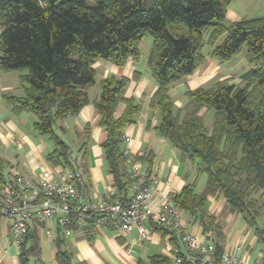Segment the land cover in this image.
I'll return each mask as SVG.
<instances>
[{"label":"trees","instance_id":"1","mask_svg":"<svg viewBox=\"0 0 264 264\" xmlns=\"http://www.w3.org/2000/svg\"><path fill=\"white\" fill-rule=\"evenodd\" d=\"M231 2L0 0V71L18 73L23 88L22 96L5 94L3 100L14 114L27 111L36 116L33 131L54 145L46 160L55 167H72L70 148L54 127L88 103L86 90L95 85L94 63L101 60L123 67L128 59L137 62L140 41L145 35L152 38L147 69L157 87L149 104L158 115L155 131L178 151L182 162L193 163L197 173L206 176L200 193L190 183L172 200L204 234L210 233L217 256L223 252L225 233L222 217L207 211L210 197L222 196L224 214L239 215L254 230L257 242L264 243V222H259L264 214V14L225 26ZM205 46L209 47L207 54L202 52ZM244 48L250 69L240 75L238 84L226 79L210 87L186 89L187 103L176 110L168 95L172 86L191 76L206 57L224 64ZM126 84L125 78L102 80L94 102L98 124L106 132L101 148L113 178V197L122 202L127 201L135 180L128 174L130 158L123 155L122 133L140 112L138 102L123 96ZM119 104L125 109L114 119ZM209 109L213 116L207 128L201 111ZM139 159L150 169L151 157ZM6 165L0 158V176ZM96 218L90 213L81 226L67 228L91 239ZM35 226L30 222L18 243L19 264L40 260L39 239L31 230ZM56 228L64 237L62 229ZM156 230L176 243L167 230ZM60 238L55 242L56 262L74 264L61 249ZM149 264L173 262L154 255Z\"/></svg>","mask_w":264,"mask_h":264},{"label":"crops","instance_id":"2","mask_svg":"<svg viewBox=\"0 0 264 264\" xmlns=\"http://www.w3.org/2000/svg\"><path fill=\"white\" fill-rule=\"evenodd\" d=\"M239 0H232L227 8L224 25L242 19H253L254 13L264 0H245L252 2L256 9L232 12L229 8ZM232 17L228 19L227 16ZM257 18V17H256ZM140 43L138 45V48ZM151 50V48H150ZM142 54L137 62L128 59L123 67L98 60L94 63L95 85L86 90L88 103L76 115L59 120L54 129L60 138L69 146L71 158L75 160L77 168L82 174L90 199L94 203L102 201L104 195L113 187V178L103 159L101 144L106 139V132L99 126V114L94 102L99 96V83L107 78H125L127 84L123 91L125 98H132L140 104V112L135 123L123 130V136L128 139L129 151L128 169L136 168L140 172L148 170L156 177V183L150 194L151 206L157 208L164 199L178 194L190 183L195 184V191L200 193L205 185L203 174L197 173L193 163L182 162L178 151L155 131L158 123L156 111L150 109L149 104L156 91V83L147 69V57ZM222 64L206 57L205 62L186 79L178 81L172 86L168 95L176 110L181 109L187 99L186 89L194 90L200 87H210L212 84L228 79L229 75L222 73ZM23 88L19 83L18 73H4L0 71V158L7 164L0 176V181L11 179L14 175H21L28 180L38 182L43 177L54 178L58 166H52L46 156L53 151L54 145L47 137L36 134L33 124L37 118L34 114L22 111L14 114L8 107L3 96L11 94L22 96ZM125 109L119 104L113 118L118 119ZM204 115L205 112L201 111ZM212 118L205 119L207 128ZM125 144L122 146L124 147ZM151 157L150 169L144 159ZM145 161V162H144ZM1 184V183H0ZM130 192L128 194V197ZM224 199L222 196L208 198L207 211L215 217L224 214ZM222 218L225 239L224 251L240 252L251 264L262 263L264 243H258L254 230L248 228L239 215L224 214ZM188 228L194 233L202 232L197 222L183 214ZM260 224L264 222V214L260 217ZM9 221H0V264H19V245L14 242L9 233ZM39 239L40 260H31L29 264H58L56 262L57 247L55 242L62 239L61 249L65 251L74 264H149V258L154 255L167 256L171 245L170 237H163L156 229L144 240H139L136 232L124 233L108 227L95 226L91 239H86L83 232L77 231L68 236H60L54 222H46L33 229ZM51 231L47 235L46 231ZM210 234V233H209Z\"/></svg>","mask_w":264,"mask_h":264},{"label":"built area","instance_id":"3","mask_svg":"<svg viewBox=\"0 0 264 264\" xmlns=\"http://www.w3.org/2000/svg\"><path fill=\"white\" fill-rule=\"evenodd\" d=\"M123 143V155L129 156L128 139L124 136ZM56 171L54 178L43 177L38 182L14 175L0 184V221H9L8 229L14 242L21 241L30 222L42 226L52 221L68 236L71 233L68 226H81L90 213H94L96 226L136 232L139 240H144L157 227L167 230L176 242L166 253L173 264H251L238 251L223 250L217 256L210 234H194L188 228L183 212L173 203V196L164 199L157 208L151 206L150 194L156 177L148 170L128 169L135 180L126 202L114 198L115 190L111 189L99 203L90 199L73 160L70 169L58 167ZM46 234L52 232L49 230Z\"/></svg>","mask_w":264,"mask_h":264},{"label":"rangeland","instance_id":"4","mask_svg":"<svg viewBox=\"0 0 264 264\" xmlns=\"http://www.w3.org/2000/svg\"><path fill=\"white\" fill-rule=\"evenodd\" d=\"M242 6L245 8V10L247 12L252 10V9H256V7H257V6L253 7V3L252 2H246L245 0H239V1H237V3H233L228 10H229V12H230V10L232 12H234V11L237 12L238 10H243L244 9ZM263 14H264V2H261V4H259V7L257 8V10L254 13V15H255L254 18L262 17ZM227 18L228 19L229 18L232 19V17H230V15H229V17L227 16ZM174 26H177V25H174ZM174 26H171V27L173 28ZM172 28H168V29L170 31H172ZM181 30H183L184 34L186 33V30L184 28H182ZM0 33H1V29H0ZM222 40H223V38L218 40L217 44L221 43ZM151 45H152V38L149 35H145L142 38V40L140 41L139 49H140L141 53L143 55L146 54V52L150 50ZM208 51H209V47H207V46H205L203 48V50H202V52L204 54H207ZM247 55H248L247 54V50L244 48L240 52V54L238 56H236L234 59H232L231 61H229L227 63L222 64V68H223L222 69V73H225V74L229 75L228 80H230V82L232 84H238L240 75L250 69V66H249V63H248V60H247ZM203 112H205V119L208 122V117L212 118L213 111L209 109V110H203ZM202 178L205 180L206 176L203 175ZM224 216L225 215L223 214L222 218Z\"/></svg>","mask_w":264,"mask_h":264}]
</instances>
